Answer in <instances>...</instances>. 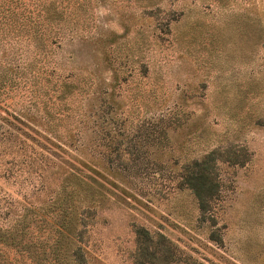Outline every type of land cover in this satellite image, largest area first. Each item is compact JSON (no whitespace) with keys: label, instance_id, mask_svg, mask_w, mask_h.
Wrapping results in <instances>:
<instances>
[{"label":"rangeland","instance_id":"rangeland-1","mask_svg":"<svg viewBox=\"0 0 264 264\" xmlns=\"http://www.w3.org/2000/svg\"><path fill=\"white\" fill-rule=\"evenodd\" d=\"M86 8L43 70L31 68L23 41H0V123L42 127L61 146L41 138L45 151L27 138L16 156L11 141L0 142V172L12 171L0 177V196L47 203L57 163H73L107 196L90 226L91 263L134 264L133 230L142 225L172 245L170 264H264V0H87ZM101 28L117 35L105 52L92 37ZM5 77L12 87L1 86ZM52 129H71L78 142ZM101 129L107 145L94 137ZM119 129L156 165L135 177L124 149L120 164L110 163ZM211 150L218 186L202 211L195 181H180Z\"/></svg>","mask_w":264,"mask_h":264},{"label":"trees","instance_id":"trees-1","mask_svg":"<svg viewBox=\"0 0 264 264\" xmlns=\"http://www.w3.org/2000/svg\"><path fill=\"white\" fill-rule=\"evenodd\" d=\"M86 2L87 0H0V29L6 31L3 33L5 36L2 34L0 41L2 43L12 39L23 41L22 44L30 51L29 64L31 68L34 70L36 64L41 62L43 70L44 63L50 62L49 50L54 45L61 43L65 33H68L69 23L74 22L75 17L79 16L82 10L84 12L87 10ZM94 33L96 34L92 36L95 38L94 41L104 52L108 51L110 39L114 40L117 37L111 30L107 33L102 28ZM117 54L119 57L122 56L119 52ZM3 64L2 60L1 66L6 71L7 67ZM41 68L37 67L36 70ZM53 68L54 65L48 66L45 71H52ZM8 79L10 81H7ZM4 80L5 82L1 86L12 87L10 77H5ZM1 119L6 120L7 118L2 117ZM16 119L18 120V118ZM18 121L19 123L24 122L23 120ZM18 124L9 122L10 126L6 127L0 123V142L11 141L13 144L11 153L15 152L16 156L27 152L25 150V147L28 146V143H25L27 138L33 142L36 141L42 148H45V151H48L49 148L41 138L46 139L57 148L61 147L42 134V127L29 125L26 127L28 129H24ZM103 129H101L102 133L94 131V137L101 139L103 144L107 145L105 140L110 136L107 137L109 132L105 133ZM81 130L77 129L75 132ZM159 133L165 139L164 131L160 130ZM20 134L22 137H18ZM52 134L57 138L64 137L70 140L69 145L77 143L78 141H74V139L80 135H76L71 129L67 130L65 135L52 129ZM130 141L129 136L119 129L116 131V139L111 138L113 146L110 147L107 156L110 163L120 164L119 161L123 160L120 157L124 150H129L128 152L131 150L130 162L134 163L133 166L138 167L134 173V176L137 177L143 171L155 166L156 162H153L148 156L140 154L145 151L136 147H141L139 143H130ZM142 143L144 146L145 143ZM162 143L159 141L158 145L163 146ZM123 144L125 146L121 149L120 146ZM76 148L79 147L76 146ZM81 151H84V148H81ZM213 151L206 152L201 158L195 159L196 167L200 166L201 169H197L194 175L189 177L181 175L180 186L184 183L189 185V181L185 182L187 179L195 181L191 182L190 187L200 200L199 206L202 211L207 206L206 197L213 196L218 186V181L212 180L208 172L212 166L210 162L213 160ZM51 153L54 154V151L51 150ZM43 157V152H39L37 158L40 162L37 164L40 166L43 165L41 160ZM202 160L205 161L204 167ZM60 164L56 165V167L62 168L56 172L59 173L58 186L53 191L49 202L32 203L28 199L25 200L26 198L18 200L11 193L0 196V264H95L91 263L87 248L90 226L94 223L97 206H102L107 201V196L99 188L103 187L102 183L94 177L90 176V180H84L76 171L77 169L81 172V169L75 167L73 163H68L67 168ZM125 166L127 168V162ZM142 168L144 169L140 171ZM9 170L8 168L0 172V177L8 179L12 176V171ZM133 231L135 253L137 254L134 264H170L175 254L170 243L162 242L163 246H161L154 234L142 225H135ZM159 252L165 253L162 263L156 261Z\"/></svg>","mask_w":264,"mask_h":264}]
</instances>
